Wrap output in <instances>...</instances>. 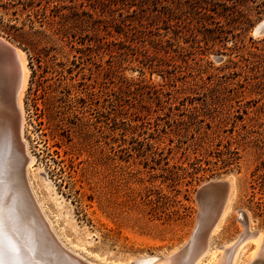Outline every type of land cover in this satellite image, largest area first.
I'll return each mask as SVG.
<instances>
[{
	"label": "rangeland",
	"instance_id": "rangeland-1",
	"mask_svg": "<svg viewBox=\"0 0 264 264\" xmlns=\"http://www.w3.org/2000/svg\"><path fill=\"white\" fill-rule=\"evenodd\" d=\"M263 19L264 0H0L30 69L29 178L68 246L99 264L169 253L214 180L234 194L212 249L245 212L264 232Z\"/></svg>",
	"mask_w": 264,
	"mask_h": 264
},
{
	"label": "bare ground",
	"instance_id": "bare-ground-1",
	"mask_svg": "<svg viewBox=\"0 0 264 264\" xmlns=\"http://www.w3.org/2000/svg\"><path fill=\"white\" fill-rule=\"evenodd\" d=\"M254 34H264V19ZM5 40L0 36V264H99L66 244L36 196L29 178L35 157L24 138L30 69L24 52ZM43 180L49 186L47 178ZM200 189L197 233L169 253L129 257L122 264H264V232L252 228L247 212L242 213L240 236L212 249V237L231 212L233 181L214 180ZM11 245L19 249L18 255ZM249 245L251 251L240 262Z\"/></svg>",
	"mask_w": 264,
	"mask_h": 264
},
{
	"label": "snow or ice",
	"instance_id": "snow-or-ice-1",
	"mask_svg": "<svg viewBox=\"0 0 264 264\" xmlns=\"http://www.w3.org/2000/svg\"><path fill=\"white\" fill-rule=\"evenodd\" d=\"M10 248H11V251H12L14 254H16V255L19 254V249H18L16 246L11 245Z\"/></svg>",
	"mask_w": 264,
	"mask_h": 264
},
{
	"label": "water",
	"instance_id": "water-1",
	"mask_svg": "<svg viewBox=\"0 0 264 264\" xmlns=\"http://www.w3.org/2000/svg\"><path fill=\"white\" fill-rule=\"evenodd\" d=\"M221 185H223L225 188L224 189H227L228 187H227V184L226 183H223V184H221ZM199 195H197V200L199 199V197H198ZM198 225V224H197ZM194 232H198V228H197V226H196V229H195V231Z\"/></svg>",
	"mask_w": 264,
	"mask_h": 264
}]
</instances>
